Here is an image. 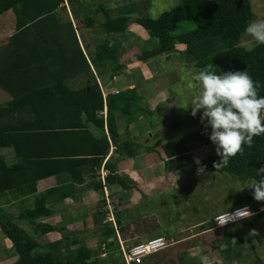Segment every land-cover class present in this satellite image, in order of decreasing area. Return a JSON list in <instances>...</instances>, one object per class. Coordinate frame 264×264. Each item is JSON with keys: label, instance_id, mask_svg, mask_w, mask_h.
Here are the masks:
<instances>
[{"label": "crops", "instance_id": "1", "mask_svg": "<svg viewBox=\"0 0 264 264\" xmlns=\"http://www.w3.org/2000/svg\"><path fill=\"white\" fill-rule=\"evenodd\" d=\"M99 1L111 17L117 16L120 13V8L124 6L129 8V16L132 19L135 18L133 17L135 11H144L147 8V0ZM61 5L60 9L54 11L56 19L59 24H71L79 50L89 66V71L67 69L55 72L52 69L47 70V66H51V63L61 61L63 49L66 57L73 55L79 59L72 42L67 40L45 42L37 39L23 40L21 43L13 41L9 39V36L15 32L13 15L10 11H6L0 17L4 15L9 17L11 33L6 38H0V61L5 56V47H9V53L13 52L11 59L15 57L21 60L30 58L33 61V65H31L33 68L40 66L43 69L6 73L2 85L6 89H10L11 93L8 89L5 90L0 87V109L7 108L11 101L14 102V108H18L16 111L20 110L19 105H22V110L33 109L41 112L44 109L45 113L33 117L32 120L38 121L37 124L40 125H51L49 129L53 130L49 131L51 134L52 132H60L55 130H60L59 128L62 127H74L71 132L79 137L78 139L63 142L58 138H50V140H44L40 144L39 151L59 153L62 152V149H65L75 151L79 159L90 160L95 155H89L91 153L81 150H89L92 140L104 139L107 142L108 149L95 167L88 161L72 169L74 178L79 180L78 183L71 180L67 170L62 169L61 166H56V172H54L56 175H48L27 184L24 196L13 195L14 197H12L3 194L0 197V208L10 216L15 217L20 209H30L32 207L35 194L50 189L55 190L53 199L46 203L50 215L38 220V222L54 229L43 236H33L39 245L36 253L61 252L65 254L81 247L90 252H95L98 245H100V247H104L98 252L100 256L101 254L113 253L114 248L118 250L116 239L120 241L122 247L126 248L149 238L161 237L165 240L167 246L157 252L154 256L156 257L155 260L164 254H175L178 257L188 256V259L193 256L189 261L194 262L196 259L200 261V257L206 255L208 258L210 256L215 258L211 263L217 261L215 264H221L218 251L212 250V247L224 235H233L244 239L243 234H238L234 230L224 231L227 226L242 220L224 227H213L206 226L200 218L193 220L194 224L190 225L187 234H180L179 230L177 235H158V233L152 232V226L148 227V224L145 223L148 221L150 213L146 212L145 216L135 213L137 209L143 206L144 201L149 199L152 191L163 186L162 181L170 184V182L175 181L176 173L192 167L188 165L179 169L166 170V163L178 156V149L180 148H178L177 141L179 138L205 127H199L194 131L184 133L177 130L180 127L179 125H170L174 117L172 113L178 109L177 106L181 103L174 104L176 99L171 96L170 92H167L168 84L166 80L161 75H156L154 71V65L159 61H164L167 67L176 64L183 65L184 46L177 44L170 52L151 59L140 60L138 59L140 52L150 50L148 49L149 46L155 47L158 40L142 24L131 21L123 33H103L99 27L101 17L100 20L95 18L99 14L95 12L96 8H93L89 13L84 12L85 15L91 14L93 16L94 24L91 28H88L82 25L76 26L75 14L78 17H82L83 14L80 15V10L75 4L70 6L66 0H63ZM148 37H153L155 42L153 43ZM102 41H108L114 46L116 62L119 66L117 71H112L110 67L103 68L100 63L95 66L90 64L95 43ZM18 46H21V49H15ZM106 64L110 65L109 62ZM90 79L95 81L101 95L102 108L95 113L94 120H101L102 127L86 120L82 112L80 115H75V112H72L70 115L64 116L62 110L65 107L74 106L75 101L70 95L63 93L59 87L56 88L50 101H40V104H38L39 99H36L31 104L24 99V102L17 103L18 98L37 91H47L57 82H60L71 93L79 92L84 89L85 84ZM124 90H134L133 110L137 112L134 115L131 113L127 118L117 117L115 120L119 142L127 144L124 150L118 151L116 149L117 144H112L109 141L105 125L104 98L107 95H114ZM193 90L187 88L189 102L199 92L197 87H193ZM189 112H191V108ZM144 114H149V117H152L153 120L145 119ZM197 117L198 114L195 117L188 114L184 118H189V120L183 121L193 127ZM32 120H29L26 115L11 113L0 117V125L11 130H14V128L18 130L24 125L31 124ZM14 132L12 131V134ZM179 132H181L180 135ZM170 133L175 136L174 139L170 140ZM215 147L212 144L193 150L190 153L191 157L194 160V158H202L212 154L215 152ZM0 158L4 160L6 165H12L16 162L11 145L0 147ZM116 177L124 182L125 189L114 182L112 178ZM106 178L110 181L108 182ZM182 179H185V174H183ZM158 185L159 187H157ZM60 196L62 197L59 198ZM128 210H131V213H128ZM108 212L111 213L113 225L106 220ZM134 214L137 215L136 219H134ZM12 222L31 235V231L25 223L17 220ZM148 228H151L150 232H148ZM186 228L183 226L181 229L184 231ZM107 230H112V233L108 234ZM206 237L212 238L209 240L211 243L210 249H206V246H204V240L202 239H206ZM50 245L52 246L49 247ZM182 259L186 260L184 257ZM155 260L151 263L153 264ZM15 261L16 257L11 250L10 242L0 233V264H13Z\"/></svg>", "mask_w": 264, "mask_h": 264}, {"label": "trees", "instance_id": "2", "mask_svg": "<svg viewBox=\"0 0 264 264\" xmlns=\"http://www.w3.org/2000/svg\"><path fill=\"white\" fill-rule=\"evenodd\" d=\"M67 4L82 7L79 0H66ZM62 0H0V15L10 11L13 15L15 32L9 36L16 42L23 40L37 39L41 41L60 42L67 40L72 42L77 55L66 57L61 52V61L51 63L47 70L52 69L55 72L65 70L89 71V66L84 60L76 40V35L70 23L59 24L54 11L60 9ZM79 10H83L79 8ZM95 12L101 16L99 27L103 33H123L126 31L129 22L133 21L142 24L147 31L155 35L158 40L155 47L150 50L141 51L138 59L147 60L159 56L160 54L172 51L174 45L184 46L182 54L183 64L187 68L199 72L205 65L212 63L213 71L216 74L229 71H244L250 74L252 79L259 84L258 95L264 96V44L252 46L249 50L236 49L240 36L245 32L249 22L252 21L249 0H180V2L167 11L160 13L156 18L135 17L130 18L128 7L120 8L119 14L111 17L108 11L99 5ZM76 26L82 25L91 28L94 24L92 17L83 13L82 17L75 14ZM264 19V18H262ZM186 23L190 24V29L180 31ZM5 56L0 61V87L7 90L2 85L6 73L12 71H39L43 68H33V61L30 58L21 60L11 59L13 52L9 53V47H5ZM21 49V46L15 47ZM110 63L108 66L106 63ZM97 63L103 65V68L110 67L112 71H117L119 66L116 62L115 48L108 41L95 43L93 55L90 58V64L95 66ZM18 81V80H17ZM59 87L63 93L70 95L74 99L75 105L65 107L62 111L64 116L75 112L80 115L82 112L86 120L92 121L96 126L102 127L101 120H94L95 113L102 108V99L97 84L93 79L87 81L83 90L79 92H69L59 82L50 87L47 91H37L18 98L17 103L25 101L33 104L34 100L50 101L51 96ZM11 93V90L8 89ZM25 99V100H24ZM135 102L134 90H124L114 95H107L104 98L106 109L105 125L109 135V141L117 144L116 149L122 151L127 147L125 142H119L115 120L117 117L127 118L133 110ZM14 102H9L7 108L0 109V117L11 113L26 115L29 120L39 114L45 113L30 110H20L14 108ZM38 110V109H37ZM49 111V110H48ZM38 121L32 120L31 124L24 125L18 130L8 129L0 125V147L11 145L16 162L12 165H6L0 158V197L3 194L14 197L24 196L25 186L35 182L38 179L48 175H56L54 172L56 166H61L69 172L73 182H79L74 178L73 168L81 166L85 162H90L95 167L101 157L106 154L108 145L104 139L99 141L92 140L89 150H81L89 155H95L90 160L79 159L75 151L62 149L59 153H50L39 151L38 147L44 140L58 138L63 142L76 140L73 131L74 127L59 128L60 132H49L51 125H40ZM30 123V121H29ZM68 125V124H65ZM12 131H15L12 134ZM17 131V132H16ZM21 133V134H15ZM210 128L202 129L183 136L178 139L177 145L179 154L166 163V170L179 169L191 165L195 170L198 165L194 163L191 157V151L200 149L204 146L212 145L209 136ZM177 150V151H178ZM58 154V155H56ZM205 167V173H225L230 177L241 182L244 180L259 179L256 170L264 167V135L253 138L251 148L244 146L242 154H237L230 158L226 167L215 169L214 162L219 161L220 157L216 152L198 158ZM106 168L108 166H105ZM122 189L126 185L120 178H112ZM109 182L110 180L106 178ZM55 190H46L33 196L32 207L30 209H20L15 217L5 213L0 208V233L10 242V247L16 257L13 264H106L105 260L98 259L96 252H90L81 247L67 253L44 252L36 253L39 245L33 236H43L51 231L53 227L38 222L39 219L48 217L50 210L46 203L53 199ZM60 196L59 198H61ZM252 196L238 197L234 200L230 209L247 205L252 207ZM253 208V207H252ZM258 217L263 218L264 213H258ZM17 220L25 223L31 235L19 228L12 221ZM108 234L112 230H107ZM235 240L236 243H233ZM243 241L249 242V236L244 239L233 235H224L216 241L212 250H216L224 261L237 258L239 256V245ZM50 245L49 247H51ZM229 254L227 255V253ZM99 255V254H98ZM122 264V262H121Z\"/></svg>", "mask_w": 264, "mask_h": 264}, {"label": "rangeland", "instance_id": "3", "mask_svg": "<svg viewBox=\"0 0 264 264\" xmlns=\"http://www.w3.org/2000/svg\"><path fill=\"white\" fill-rule=\"evenodd\" d=\"M79 1L82 2V5H80L82 7L78 8L83 9L79 11L80 15L84 12L89 13L93 8H97L101 5L99 0ZM179 2L180 0H147V8H145L144 11H135L133 17H149L153 19L160 13L176 6ZM249 5L252 13V21L264 18V0H249ZM87 15L93 17L91 14ZM100 17V14H97L95 18L100 20ZM189 25L188 23L181 25L184 26V28L180 27V31L190 29V27H188ZM10 33L11 22L9 17L6 15L1 16L0 38H6ZM148 38H150L153 43L155 42L153 37ZM256 43L257 42L252 37L244 32L238 40L236 49L249 50ZM151 47L153 46H149L148 49H151ZM154 71L156 75H161V77L166 80L168 84L166 88L167 92H170L171 96L176 99L174 104L181 103V105L177 106L178 109L172 113L175 118H172L170 125H179L180 127L177 130L184 133L205 126L206 121L201 122L200 120L202 110L197 112L198 117L195 121L196 126L194 125L192 127V125H187V123L183 121L189 120V118H184V116L191 114V112H189L190 107L187 110L183 107L189 103L187 88L194 91L193 87H197L191 78L196 72L191 68H187L184 64H176L167 67L164 61L156 62ZM197 89L200 91L199 87H197ZM136 112L137 111L132 110V115ZM144 116H146L145 119L147 120H153L152 117H149V114H144ZM171 128L173 129V127ZM180 134L181 132H179V135ZM169 136H171L170 140L175 138L172 133H170ZM176 174L181 177L176 180V183L172 181L169 184L168 182L162 181L163 186L159 187L158 185L157 187L160 189L152 191L149 199L144 201L143 206L135 211L138 215L141 214L143 216H145L146 212L148 214L150 213V217L145 223L148 224V227L152 226V232L158 233V235H177L179 234V230L180 234H187L190 225L194 224L193 220L200 218L204 221L203 223L206 226L214 227L212 218L215 213H221L224 210L230 209L234 200L238 197L249 195L253 198V190L246 187L252 182L251 180L239 182L225 173H203L197 175L193 167L188 170L179 171ZM183 174H185L184 180L182 179ZM251 204L253 208H249L255 213L253 217L229 225L224 229V231L234 230L238 234H243L244 240L249 236V242L243 241L238 244L239 256L237 258L224 262L221 256V264H264V217H258V213H264V210H262L264 209V201H255L253 199ZM128 213H131V210H128ZM133 216H135L134 219H136L137 215L134 214ZM143 225L145 224L143 223ZM183 226L187 227L184 231L181 229ZM148 229V232H150L151 228ZM253 229L257 232V235L254 237L249 235L250 231ZM210 239L212 238L206 237V239H202L204 240L203 243L206 249H210ZM96 250V257L105 260L106 264H121L117 248H114L113 253L104 256L98 255V252L101 251L100 245H98ZM156 254L157 253L143 258L139 264H152L151 262L156 259V257H154ZM182 257L186 258V262ZM192 258L193 256L188 259V256L178 257L175 254H164L158 257L153 264H201L197 259L194 262L189 261ZM214 259L215 258L210 256L209 264H215L217 261L211 263Z\"/></svg>", "mask_w": 264, "mask_h": 264}, {"label": "clouds", "instance_id": "4", "mask_svg": "<svg viewBox=\"0 0 264 264\" xmlns=\"http://www.w3.org/2000/svg\"><path fill=\"white\" fill-rule=\"evenodd\" d=\"M245 32L258 44H264V19L249 22ZM213 66L209 63L191 76L200 91L183 108L187 110L190 107L193 117L202 110L200 120L206 121L205 128L211 129L209 139L220 157L213 167L219 169L226 167L230 158L242 154L245 145L251 148L254 137L264 135V96L258 95L259 84L247 70L216 74ZM194 163L198 165L197 175L205 173L206 166L198 158H194ZM256 172L260 178L254 179L246 187L253 190L255 201H264V167ZM175 177L176 183L178 174ZM254 215L245 205L234 212L224 210L216 217V224L224 227L230 222L250 219ZM249 235L256 236V230H251ZM233 243H236L235 240ZM200 261L201 264H209L206 255H202Z\"/></svg>", "mask_w": 264, "mask_h": 264}, {"label": "built area", "instance_id": "5", "mask_svg": "<svg viewBox=\"0 0 264 264\" xmlns=\"http://www.w3.org/2000/svg\"><path fill=\"white\" fill-rule=\"evenodd\" d=\"M101 183L103 184L102 181H101ZM241 207H243V206L235 207V208L229 209L227 211L234 212L236 209H239ZM219 214L220 213L214 215L212 218V221L214 223V227H219L216 224V217ZM106 220L111 222V224L113 225L111 213L108 212V216H107ZM232 223L233 222H230L227 225L232 224ZM114 233L116 235L115 231H114ZM116 241L118 243V251H119V255H120V259H121L122 264H139L143 258L150 256V255H153V254L165 249L167 246L165 240L161 237L149 238V239H146L142 242L135 243V244L129 246L128 248L122 247L120 244V241L118 239H116ZM101 248L103 249L104 247L101 246ZM100 256H104V255L101 254Z\"/></svg>", "mask_w": 264, "mask_h": 264}]
</instances>
